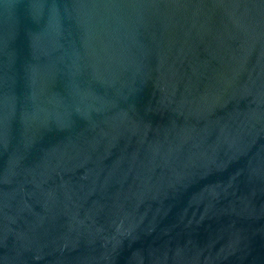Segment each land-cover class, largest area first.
I'll return each mask as SVG.
<instances>
[{"label":"water","instance_id":"obj_1","mask_svg":"<svg viewBox=\"0 0 264 264\" xmlns=\"http://www.w3.org/2000/svg\"><path fill=\"white\" fill-rule=\"evenodd\" d=\"M0 264H264V0H0Z\"/></svg>","mask_w":264,"mask_h":264}]
</instances>
